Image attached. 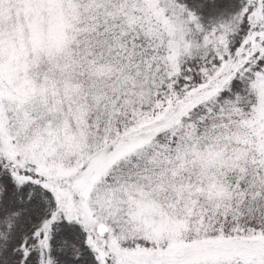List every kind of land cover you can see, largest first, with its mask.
I'll return each instance as SVG.
<instances>
[{
  "label": "snow or ice",
  "instance_id": "1",
  "mask_svg": "<svg viewBox=\"0 0 264 264\" xmlns=\"http://www.w3.org/2000/svg\"><path fill=\"white\" fill-rule=\"evenodd\" d=\"M0 264H264V0H0Z\"/></svg>",
  "mask_w": 264,
  "mask_h": 264
}]
</instances>
